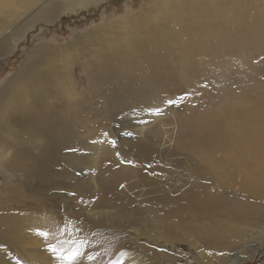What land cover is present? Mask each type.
Returning a JSON list of instances; mask_svg holds the SVG:
<instances>
[{"label": "bare ground", "instance_id": "bare-ground-1", "mask_svg": "<svg viewBox=\"0 0 264 264\" xmlns=\"http://www.w3.org/2000/svg\"><path fill=\"white\" fill-rule=\"evenodd\" d=\"M30 1L0 0V17L12 15L9 17L15 23L19 19L17 6H28ZM165 1L170 9L160 5L154 8L155 16L134 17L121 33L103 39L106 42L82 60L79 65L87 85L86 91H78L80 98H73L76 91L66 85L72 79L70 74L62 73L50 60L46 47L30 53L10 83L11 90L0 96V153L9 155L3 170L12 172L5 174L2 183L5 197L0 206L4 209L0 228L6 229L25 261L37 263L47 256L40 245L26 243L15 235L22 227L14 208L23 197L17 191V181L23 177L29 182L31 176L39 174L47 176L45 183L56 175V181L44 188L58 202L51 198L60 209L53 216L66 220H57L65 225L64 233L74 229L85 235L82 248L68 247L71 252L64 261L69 264H172L174 257L165 246L173 242L192 246L201 264H207L205 254L213 256L217 264H236L238 252L232 260L227 261V256L243 241H250L248 229L239 226L240 220L227 206L246 207L244 204L254 201L252 184L264 177V78L256 72L249 82V92L228 101L220 92L235 90L237 82L246 80L237 81V71L221 56L226 49L236 50L240 56L241 48L262 47L264 30L249 32L242 18L248 20L251 9L260 20L264 0L162 3ZM47 2L40 4L37 20L52 14L53 4ZM258 2L263 3L261 8H249ZM246 3L241 8L243 14L237 6ZM30 14L27 12V16ZM234 24L235 30L228 31ZM5 35L0 40V55L9 45L10 35ZM259 59L264 62V54ZM241 77L238 79L244 80ZM102 89L107 92L102 93ZM173 94L186 98L180 102L181 107L186 105L182 114L168 115L178 122L174 127L158 121L153 113H124L134 102L137 109L148 103H170V108H175L176 102L170 98ZM89 95L99 96L100 105L109 107L107 113H92V108L85 107ZM23 99L28 101L25 108H9ZM105 118L113 122L121 150L128 149L125 156L100 142L107 136ZM148 120L153 126H144ZM87 121L93 128L86 127ZM17 126L22 127L18 135L24 138H16L13 128ZM31 141L35 149L41 146L37 157H32ZM176 155L182 158H173ZM106 162L109 164L105 166ZM54 164L60 165V170L50 171ZM175 165L182 170L176 172ZM236 177L243 180L240 192L247 198L238 196L239 190L234 189ZM11 180L16 183L11 184ZM70 184L81 186L85 194L75 195L67 188ZM92 233L98 238H91ZM72 235L76 237L75 232ZM116 252L117 257L112 258ZM4 254L0 250V264H21L8 263Z\"/></svg>", "mask_w": 264, "mask_h": 264}, {"label": "rangeland", "instance_id": "rangeland-1", "mask_svg": "<svg viewBox=\"0 0 264 264\" xmlns=\"http://www.w3.org/2000/svg\"><path fill=\"white\" fill-rule=\"evenodd\" d=\"M43 1L44 0H31L30 5L28 6L24 5L25 3L19 4L16 10L18 11L19 19L16 20V22L13 24L12 18L9 17L12 15L0 17V23H3V26L0 28V40L6 36L5 34L8 33V35H10V37L8 38V48L4 53H2V55H0V96L6 95V91L9 92L11 90L10 83H12L20 69H22L30 53L37 50V48L39 49L42 47H46L49 50L50 60L57 63V67L60 69V71L62 70V73L68 72V74H70L72 79L69 81L67 80L68 84L66 85L68 88L70 86L71 89L76 91L75 94H73V98H80V96L78 95V91H84L87 85V81L79 65L83 62L82 60L88 58L90 52L92 50L94 51L98 49V46L102 42L104 43L108 40V38L112 39L116 36L117 33H121L122 29L126 25H129L130 20L134 19V17L142 14V16L145 15V17H150L153 15L155 16V7L162 5L163 7L167 8L170 5L168 1H165L166 3H162L163 0H48L47 4H53V7L50 8V10H53L52 14H50V16L43 15L41 16L43 18L37 20V18H35L37 17L36 13H38L37 11H40V4ZM256 4L257 5H249V8H251V6L252 9H254L255 7L261 8L263 5V3L261 2H258ZM46 5L44 6V9ZM243 6H247V3L246 5L241 4L237 6V9L241 10V8H244ZM29 7L32 8L31 11H28V9H30ZM33 9H35L36 11L32 12ZM249 10L250 11L248 15H250L251 17H249L248 20L242 18L245 23L244 27H248L247 29L249 32H259V29L260 31L264 30V15H260L262 17L260 20H258L256 16H253L251 14L252 10ZM27 12H31V14L27 16ZM242 13L245 14L244 11H242ZM235 26L236 24L229 25L227 30L233 32V30H235ZM11 28L12 30H9ZM247 34H249V37L251 36L250 33ZM103 39H105L106 41H103ZM263 41L264 38L262 39V41H260V44L262 45L261 48L263 49L259 48L258 50H256L254 46L249 45L250 48L249 46L245 47L248 49H240V56H238V51L236 52V50L233 51L231 49L229 51L228 49L227 52L226 49V51H223L224 55L222 54L221 59L224 61L226 60L225 62L228 64L231 63V65H229L228 67L233 68L237 71V73L235 74L236 80H246L245 83L237 82L238 85L235 90L231 89L230 92H220L221 96L228 99V101L234 100L233 98H239L240 96L249 92V82H253L252 78L253 76H256V72L260 74L258 75L259 77L264 78V62L262 61L263 59H259V57H262L264 54ZM252 42H254V38L252 39ZM241 51H243L244 53ZM246 54H248V56ZM246 64L248 65V67L245 66ZM251 65L253 66L251 67ZM240 77L244 80L238 79ZM203 78L205 79L206 77ZM261 85L259 86V92L262 91L263 86ZM166 86L168 85H165V87ZM226 86H228L227 88L229 89V83H226ZM106 92V89H102V93ZM170 98L173 102H176L175 104L178 105L177 108L174 104L175 108L171 109L170 103L168 105L159 104L154 106L152 103L151 106H148L150 104L148 103L145 105L146 107L142 106L137 109V107H133L136 106L134 105L136 104L134 102L130 104L131 107L128 109V112L124 113H153V117L158 121H163L165 124H171L170 127H174L178 124V122L171 121L172 118L168 117V115L172 113L174 115L182 114V108L184 107L185 109L186 105L184 104L185 106L183 105V107H181V103L186 100V98L181 97V95L174 94L171 95ZM89 100L90 102L87 103L85 107H88L90 109L92 108V113H107V111L109 110V107H107V105H100L101 101L99 99V96L92 97L91 95H89ZM49 101L51 100L49 99ZM27 105L28 101L26 99H23L21 103H12L11 105H9V108L16 109L20 106L25 108ZM151 108H153L154 111ZM154 108H156V110ZM86 112L87 111H81L80 113ZM97 119L102 120V118L100 117ZM104 123L106 126L105 133L108 137H104V139L100 142L104 144V146H106L108 150L118 152L119 154L125 156L127 154L125 152H127L128 149L126 148L125 151L121 150L118 141V134L116 133L113 122H110V119L105 118ZM85 124L86 127L93 128L92 124L89 121H87ZM144 124V126L146 127H149V125L151 127L153 121L148 120ZM96 127H98V124H96L94 128ZM13 129L15 131L16 138H19V136L24 138V135H18L22 129L21 126L14 127ZM35 145L36 144L33 143V141L29 143V146L33 153L32 157H37L39 155V151L41 150V146L39 147V150L35 149ZM238 147H240V143ZM18 148H21V146ZM8 157L9 155H7L6 152L0 153V163L3 164L0 165V206L2 205V203H4L3 199L5 197V194L3 195L1 193L2 183L5 179L4 176L5 174L6 176H8L12 173L10 170H3L5 168L4 159L6 160V158ZM173 158L178 160V158L182 157L176 155ZM105 164L107 165L109 164V162L104 163V165ZM51 168L52 169L50 171H58L60 170V165L54 164ZM174 170L176 172H180L182 168L175 165ZM257 172L258 174H262V171ZM15 175L20 177V174L16 173ZM75 176L78 178H83L77 173L75 174ZM46 178L47 176L45 174L33 175L28 182L23 177H20V179H18L17 181L18 185L20 184L17 191L21 193L23 197H19V200L17 201L14 208H16L15 215L17 216V220L22 222V227L16 230L15 235L25 240L26 243L34 242L35 244L40 245V250L46 252L47 256L45 255L43 258H39L37 263L25 261V258L20 254V252L15 250V247L9 239V234L6 235V229L0 228V250L5 253V260H7L8 263H10L11 261H16L21 264H69V262L64 261L65 256L71 252L67 250L69 249L68 247L82 248V243H84L82 241L85 237L84 233L82 234L80 231L78 232L74 229H70L72 233H64L65 225H60L57 221L65 220L64 217L53 216V214L58 215L60 209L59 207L56 208V206L53 204V201H51V198L53 199L55 196L52 195L51 191L49 192L48 190H45L44 186L45 184L52 183L54 180L56 181V175L55 177L54 175H51V177H49L50 181H47V183H45ZM83 180H86L85 177ZM233 181L234 189L236 191L239 190L238 192L240 195L238 196H240L241 198H247L243 195V192H240L241 188H243V180L241 179V177H236ZM12 183L15 184L16 180H11V184ZM70 186L71 184L67 187L68 190L73 193L75 191V195L77 194L79 196H82L83 194H85V189H83L81 186H77L79 189L76 186ZM262 187H264V177L260 176L256 178L251 187V195L256 198L254 201L250 200V204H244L246 205V207L238 208V205L235 207L233 206L234 204L227 206L228 209L231 208L230 211L234 212V217L237 220H240L238 221V224H240L239 226L241 228H247L248 232L246 233V235L251 237L250 241H243L240 246L236 247L235 251H231L226 258L227 261L232 260L234 256H236L235 254L238 252L240 254V257H238L236 264H264V188ZM71 188H74V190ZM25 194L30 195L25 196ZM94 200L95 197L92 198V203L94 202ZM228 200L229 199H226L225 202H227ZM239 200L243 202L241 199ZM55 201L56 203H58L57 200ZM237 204H239V202ZM224 205L226 208V204ZM3 210L4 209H0V213H3ZM236 213L239 215H237ZM57 217H60V219H58ZM73 232H75L76 237L72 235ZM20 233L21 235H19ZM96 233H92L89 236L94 239L98 238ZM39 242H41V244H39ZM165 248L168 250L167 252L172 254V256L174 257V261L172 264H201V260L198 259L196 250L185 242H173L169 245L167 244ZM83 253H85V251H83ZM19 256L22 257L20 258ZM116 257L117 252L113 253L112 255V258ZM205 257L207 259V264H217L213 260V256L210 258L208 254H205ZM226 260L224 262H226Z\"/></svg>", "mask_w": 264, "mask_h": 264}]
</instances>
